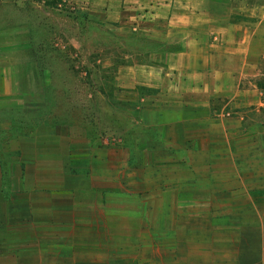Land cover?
<instances>
[{
    "label": "rangeland",
    "instance_id": "1",
    "mask_svg": "<svg viewBox=\"0 0 264 264\" xmlns=\"http://www.w3.org/2000/svg\"><path fill=\"white\" fill-rule=\"evenodd\" d=\"M7 1L0 17L2 60L37 71L35 84L45 88L25 97L34 100L28 115L0 112L16 122L13 132H0L7 193L24 195L27 179L32 185L35 178H67L61 161L66 144L50 158L52 172L48 160L38 166L18 149L41 122L47 125L42 132L57 129V139L74 142L76 152L101 157L83 162L82 170L89 168L82 178L113 176L121 184L113 203L119 213H105L103 234L76 236L81 243L35 255L32 219L12 220L6 238L22 240L23 250L5 252L6 263L264 264V75L257 77L262 91L209 92V108L206 92L143 85L137 68L159 65L152 53L158 55L161 44L129 30L126 17L111 22L106 12L91 11L95 0ZM29 82L25 71L23 83ZM196 98L195 112L181 114L187 109L176 100ZM143 102L159 104L165 119L184 121L157 141L154 126L134 124L142 120L137 109ZM81 126L87 142L79 137ZM175 130L184 136L176 138Z\"/></svg>",
    "mask_w": 264,
    "mask_h": 264
},
{
    "label": "crops",
    "instance_id": "2",
    "mask_svg": "<svg viewBox=\"0 0 264 264\" xmlns=\"http://www.w3.org/2000/svg\"><path fill=\"white\" fill-rule=\"evenodd\" d=\"M95 1L90 4L91 11L106 12L111 22H121L126 17L129 30L142 36L145 41L150 39L161 44L158 55L152 53L153 59L160 60L159 65L153 63L137 68V73L144 75L143 85L155 87L162 84L176 92H206L208 98L204 104L209 108L212 100L209 92H222L225 96L232 91L263 90L257 77L264 75V0ZM7 4V0H0V17ZM3 55L6 56L0 51V112L11 108L28 115L34 100L28 102L25 97L39 95L41 89H45L42 83L35 84L34 73L37 81L39 73L9 65L3 62ZM25 71L27 78L31 77V83H23ZM251 75L256 77L255 83ZM152 76L161 77L160 82ZM168 76L176 77L171 81ZM244 83L248 86L241 87ZM196 102L197 98L193 103L182 100L175 103H178L176 107L187 109L182 110L181 114L189 115L195 112ZM190 103L193 106H187ZM181 109L175 108V113ZM137 111L142 120L134 124L145 129L154 126L158 130L157 141H165L167 130L172 125L178 128L184 121L183 118L180 121L179 117L177 120L165 119L159 104L150 106L143 102ZM46 126L44 122L39 123L26 136L25 143L19 142L18 149L25 157L31 156L30 159L35 160L38 166L48 160L47 171L52 172L54 170L50 169V163L53 164L54 160L50 158L56 156L62 144H66L67 153L63 154L61 161L64 177L67 178L56 180L40 177L35 178L32 185L29 184L31 179H27L22 184L24 195H9L5 189L7 181L1 178L4 168L0 162V264H7L5 252L23 250L22 240L15 238L9 241L6 238L14 231L9 225L12 220L20 219L23 222L24 218L32 219L35 224V255H41L44 250L84 240L76 236L102 235L105 213L107 216L119 213V207H114L113 203L119 201L120 179L113 176L111 179L82 178L87 175L81 172H87L89 168L87 166L82 170V166H85L83 162L89 158L99 161L101 157L88 156V153L81 151L77 153L74 142L65 143L57 139V129L42 132ZM67 126L69 130L71 127ZM15 127L13 119L0 117V132H13ZM81 130L84 133L79 137L87 142L86 128L81 126ZM175 131L176 138L184 136V131ZM47 154L52 156L47 157ZM114 162L118 164L117 159ZM108 193L111 195L108 196ZM85 242L88 240L85 239Z\"/></svg>",
    "mask_w": 264,
    "mask_h": 264
}]
</instances>
